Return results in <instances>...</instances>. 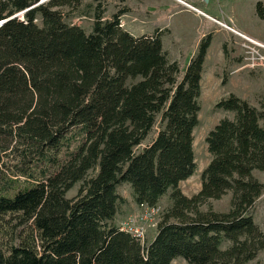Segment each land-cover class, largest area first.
Segmentation results:
<instances>
[{
  "label": "trees",
  "instance_id": "1",
  "mask_svg": "<svg viewBox=\"0 0 264 264\" xmlns=\"http://www.w3.org/2000/svg\"><path fill=\"white\" fill-rule=\"evenodd\" d=\"M72 1L82 3L0 0V264L253 260L264 249L252 213L264 194L253 174L264 172V103L257 109L233 93L216 103L234 116L208 133L201 190L184 195L179 184L197 169L194 130L212 34L182 70L162 30L134 36L121 26L126 8L104 19L99 4L87 33L57 9ZM124 183L139 206L155 207L171 190L147 245L114 223ZM229 192L227 212L200 209Z\"/></svg>",
  "mask_w": 264,
  "mask_h": 264
},
{
  "label": "rangeland",
  "instance_id": "2",
  "mask_svg": "<svg viewBox=\"0 0 264 264\" xmlns=\"http://www.w3.org/2000/svg\"><path fill=\"white\" fill-rule=\"evenodd\" d=\"M47 1L39 0L41 3ZM181 1L183 3L178 0H82L80 5L72 1V5L57 9L63 13L68 24L78 25L90 33L99 4L104 10V19H110L120 9L126 8L128 11L121 16L123 29L134 36L151 35L162 30L164 50L170 60L178 59L182 70H185L192 55L196 53L201 39L206 34H212L210 55L203 71L199 124L194 130L193 147L197 169L191 177L179 184L182 193L192 197L201 190L202 174L211 159L206 142L208 133L221 119L234 116L233 112L216 108V103L231 93L249 101L257 109L264 103V69H239L246 54V38L264 43V17H261L257 10L258 2H261V8H264V0ZM36 22L42 25L40 15ZM154 135L153 133L144 145ZM253 174L264 183V172L255 170ZM80 186L81 183H78L68 192L67 197H75ZM118 192L122 201L118 204L114 223L119 226L132 220V223L145 233L143 244H149L156 235L163 214L171 206V190L152 208L136 204L132 188L127 183L118 186ZM230 200L231 192L221 199L208 200L200 209L205 211L212 206L217 212H227L230 209ZM146 211L148 220L143 221L141 217ZM252 213L254 222L264 232V194L257 199ZM230 245L229 241H224L222 248ZM172 264L188 263L183 258H177ZM247 264H264V249Z\"/></svg>",
  "mask_w": 264,
  "mask_h": 264
},
{
  "label": "built area",
  "instance_id": "3",
  "mask_svg": "<svg viewBox=\"0 0 264 264\" xmlns=\"http://www.w3.org/2000/svg\"><path fill=\"white\" fill-rule=\"evenodd\" d=\"M246 39L248 40V44L245 46L246 54L244 55V59L242 62L243 64L239 67V69H264V43L248 38ZM141 206L144 207L146 205ZM147 215L148 212L146 211L145 214L141 217V220H148ZM119 228L125 232L131 233L142 242L144 241V231L137 228V226L132 223V220L121 223V225H119Z\"/></svg>",
  "mask_w": 264,
  "mask_h": 264
},
{
  "label": "crops",
  "instance_id": "4",
  "mask_svg": "<svg viewBox=\"0 0 264 264\" xmlns=\"http://www.w3.org/2000/svg\"><path fill=\"white\" fill-rule=\"evenodd\" d=\"M210 49H211V45H210V47H209V49H208V53H207V56H206V59H205L204 70H203V71H205V67H206V65H207V60H208L209 55H210ZM194 54H195V53H194ZM194 54H193V55H194ZM193 55H192V56H193ZM173 60H178V59L175 58V59H173ZM203 81H204V73H203V75H202V80H201V88H202V89H203V85H204V84H203ZM202 89H201V90H202ZM201 92H202V91H201Z\"/></svg>",
  "mask_w": 264,
  "mask_h": 264
},
{
  "label": "water",
  "instance_id": "5",
  "mask_svg": "<svg viewBox=\"0 0 264 264\" xmlns=\"http://www.w3.org/2000/svg\"><path fill=\"white\" fill-rule=\"evenodd\" d=\"M40 3H41V2H38V3H36L34 6H36V5L40 4ZM34 6H33V7H34ZM23 13H24V12H22V13H20V14H23ZM4 22H5V20L1 21V22H0V25L3 24Z\"/></svg>",
  "mask_w": 264,
  "mask_h": 264
},
{
  "label": "bare ground",
  "instance_id": "6",
  "mask_svg": "<svg viewBox=\"0 0 264 264\" xmlns=\"http://www.w3.org/2000/svg\"><path fill=\"white\" fill-rule=\"evenodd\" d=\"M178 2H180V3H183L181 0H178ZM192 7V6H191ZM194 8V7H193ZM196 10H198V9H196ZM208 16V15H207ZM211 91V90H210Z\"/></svg>",
  "mask_w": 264,
  "mask_h": 264
}]
</instances>
